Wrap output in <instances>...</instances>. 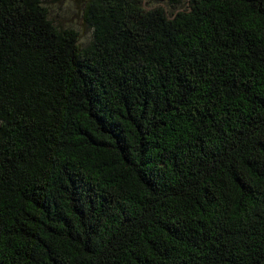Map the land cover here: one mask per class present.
I'll list each match as a JSON object with an SVG mask.
<instances>
[{
	"label": "trees",
	"instance_id": "16d2710c",
	"mask_svg": "<svg viewBox=\"0 0 264 264\" xmlns=\"http://www.w3.org/2000/svg\"><path fill=\"white\" fill-rule=\"evenodd\" d=\"M160 1L0 0V264H264V0Z\"/></svg>",
	"mask_w": 264,
	"mask_h": 264
},
{
	"label": "rangeland",
	"instance_id": "374dc122",
	"mask_svg": "<svg viewBox=\"0 0 264 264\" xmlns=\"http://www.w3.org/2000/svg\"><path fill=\"white\" fill-rule=\"evenodd\" d=\"M160 0H145V2L148 3V5H146L147 8L151 7L152 5H157L158 2ZM189 1L190 0H177L176 3H174L175 5V9L172 8L171 11H169L168 13L171 15L172 13H174L173 11H175L176 9H179L180 11L184 10L185 8H189ZM154 3V4H153ZM161 4V1L159 2V5ZM74 21L78 22L77 19H75ZM81 29V34H82V40L83 41H87L89 40V38L91 37L92 31L85 29L84 27L80 26L79 27Z\"/></svg>",
	"mask_w": 264,
	"mask_h": 264
}]
</instances>
